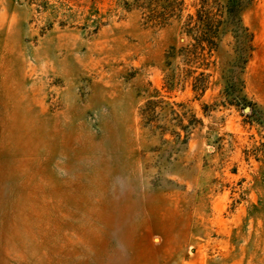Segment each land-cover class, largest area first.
<instances>
[{
  "label": "rangeland",
  "instance_id": "rangeland-1",
  "mask_svg": "<svg viewBox=\"0 0 264 264\" xmlns=\"http://www.w3.org/2000/svg\"><path fill=\"white\" fill-rule=\"evenodd\" d=\"M0 0V264H264V0Z\"/></svg>",
  "mask_w": 264,
  "mask_h": 264
},
{
  "label": "trees",
  "instance_id": "trees-1",
  "mask_svg": "<svg viewBox=\"0 0 264 264\" xmlns=\"http://www.w3.org/2000/svg\"><path fill=\"white\" fill-rule=\"evenodd\" d=\"M253 1V0H249ZM240 0H228V8H229V14L230 16H235L238 13V5H239Z\"/></svg>",
  "mask_w": 264,
  "mask_h": 264
}]
</instances>
